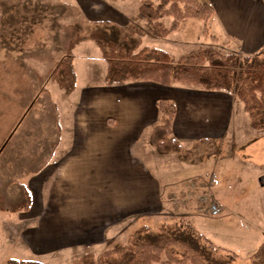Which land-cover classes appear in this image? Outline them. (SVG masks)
<instances>
[{"label":"crops","instance_id":"1","mask_svg":"<svg viewBox=\"0 0 264 264\" xmlns=\"http://www.w3.org/2000/svg\"><path fill=\"white\" fill-rule=\"evenodd\" d=\"M96 1L91 2L96 4ZM128 1L100 0L99 13L94 6L92 11L81 8L86 20L81 21L108 31L109 25L126 28L131 24L144 30L141 26L146 28L147 22L139 13L138 17L128 18ZM143 1L160 2L140 0L139 6ZM206 1L215 10L210 23L221 26L226 37L238 40L242 49L250 54L264 47V4L261 1ZM218 34L219 38L223 37ZM145 36L151 37L144 35L141 45ZM84 41L78 43L73 52ZM75 60L76 55V71ZM76 74V87L67 95L76 98L81 92L79 104L68 103L67 112L72 114L74 110V118L71 115L54 123L57 128L56 136H51L55 140L54 147L48 157H43L46 161L33 171L32 184H24L31 195V205L27 211L19 213L27 214L23 218L34 223L19 234L35 255V259L28 260L44 264L61 261L53 256L66 251L102 247L119 236L121 227L127 224L139 222L134 230L180 218L195 224L196 212L202 208L196 196L188 191L185 180L189 178L185 176L186 171L196 165H189L183 159V166L179 154H161L151 143L152 132L161 120L157 100L167 99L176 105L172 133L183 149L189 150L201 140L213 142L227 130L225 120L213 113L217 99L213 92L151 82L110 85L106 75L101 85H79L77 71ZM206 162L213 168V156ZM211 176L213 188L214 176ZM174 193H178L175 198L181 197L184 201L173 205ZM170 211L181 214L171 215ZM229 217L231 224L227 231L216 229L206 236L212 241L213 234L219 233L227 237L247 236L242 229L249 220L242 216L235 218L233 214ZM261 240L257 237L252 242V253L261 245Z\"/></svg>","mask_w":264,"mask_h":264},{"label":"rangeland","instance_id":"2","mask_svg":"<svg viewBox=\"0 0 264 264\" xmlns=\"http://www.w3.org/2000/svg\"><path fill=\"white\" fill-rule=\"evenodd\" d=\"M91 1L0 0V195L3 206L16 205L25 199L21 186L32 184L33 171L46 161L43 157H48L54 147L55 140L51 138L57 133L54 123L57 119H66L71 115L74 118V110L72 114L67 112L68 103L75 101L79 104L81 92L76 98L67 96L52 79L51 72L55 63L66 53L69 42L66 27L82 22L81 19L85 20L81 8L92 11L94 6L96 12H100L97 5L100 0L96 4ZM139 1H128V18L138 17ZM66 6H70V9ZM163 22L166 27H170L172 18L166 17ZM91 24L83 22L86 30L98 29ZM209 25L212 34L219 38L218 33H221L223 37L216 42L212 41L204 35L203 20L188 19L181 24L180 30L165 38L145 36L142 45L167 51L176 58L203 46H215L226 54H254L245 52L238 40L226 37L218 24ZM144 26L141 27L146 30ZM105 31L108 38H111V31ZM73 53L76 55L79 85L88 83L98 86L106 81L107 64L93 41H84ZM214 94H217V99L214 100L213 113L218 114L217 118L225 120L227 130L213 142V168L206 162L212 157L207 149L198 152L199 160L196 163L184 160L189 165H196L191 171H186L185 177L189 179L185 181L186 187L189 186L188 191L194 196L202 192L211 194L221 211L215 216L207 206L201 205L202 210L196 212L194 218L195 224L184 218L177 219V222L186 220L199 232L210 236L216 229L227 231L230 228V214L235 218L242 216L249 220L242 229L247 236L227 237L219 233L213 234V241L209 239L217 246L234 249L240 256L236 264H250V257L254 254L252 242L257 237L264 241V186L260 184V177L264 175V130L251 127L243 104L233 93ZM182 160L179 154V161L183 165ZM177 194L174 193L173 205L184 201L181 197L175 198ZM19 213L0 211V264L10 259H35L27 241L19 238L22 229L34 223L31 219H24L27 214ZM169 214L180 216L181 213L170 211ZM138 224L124 225L120 235L102 247L79 252L66 251L60 256L56 254L53 257H59L61 261L51 264H66V261L69 262L67 264H76L85 255L99 258L115 245L128 244Z\"/></svg>","mask_w":264,"mask_h":264},{"label":"trees","instance_id":"3","mask_svg":"<svg viewBox=\"0 0 264 264\" xmlns=\"http://www.w3.org/2000/svg\"><path fill=\"white\" fill-rule=\"evenodd\" d=\"M261 1L264 4V0ZM138 13L147 22L146 30L134 25L126 28L109 25L111 38L103 28L86 30L83 22L66 27L70 34L66 53L51 72L52 79L65 94H71L77 82L73 50L81 41L91 40L107 64L106 80L110 85L151 82L165 87L179 84L210 92L233 93L243 104L251 127L264 130V47L253 55L241 56L223 53L215 46H203L176 58L161 49L142 47L141 38L146 34L165 38L178 31L186 20L201 19L204 35L216 42L219 38L212 34L209 25L215 15L213 5L201 0H160L158 4L143 1ZM166 17L172 18L170 27L162 20ZM156 105L161 120L152 132L151 143L160 153L181 154L191 163L198 162V152L204 149L212 156L214 141L210 140L197 141L191 149H183L172 133L176 105L167 99L157 100ZM21 187L25 199L16 205L3 206L0 195L1 212H22L30 208L31 195ZM129 238L126 245H115L99 258L85 255L76 264H236L240 259L238 253L215 245L186 220L164 222L156 228L142 226ZM3 264L44 263L10 259ZM250 264H264V241L250 257Z\"/></svg>","mask_w":264,"mask_h":264},{"label":"built area","instance_id":"4","mask_svg":"<svg viewBox=\"0 0 264 264\" xmlns=\"http://www.w3.org/2000/svg\"><path fill=\"white\" fill-rule=\"evenodd\" d=\"M207 192H202L201 195L196 196L200 205L207 206L212 215L220 214V207L217 202H215Z\"/></svg>","mask_w":264,"mask_h":264},{"label":"water","instance_id":"5","mask_svg":"<svg viewBox=\"0 0 264 264\" xmlns=\"http://www.w3.org/2000/svg\"><path fill=\"white\" fill-rule=\"evenodd\" d=\"M260 184L261 186H264V176L260 178Z\"/></svg>","mask_w":264,"mask_h":264}]
</instances>
